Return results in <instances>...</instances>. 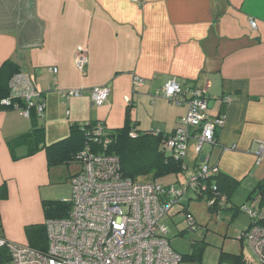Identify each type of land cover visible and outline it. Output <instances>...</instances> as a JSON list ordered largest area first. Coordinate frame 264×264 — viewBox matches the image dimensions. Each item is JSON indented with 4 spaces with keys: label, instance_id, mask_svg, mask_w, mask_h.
<instances>
[{
    "label": "crops",
    "instance_id": "0c3cea01",
    "mask_svg": "<svg viewBox=\"0 0 264 264\" xmlns=\"http://www.w3.org/2000/svg\"><path fill=\"white\" fill-rule=\"evenodd\" d=\"M79 47L87 55L83 71L74 64ZM8 60L30 77L44 112L34 120L14 107L0 108V235L6 239L27 244L21 226L45 220L39 216L42 200H50L44 189L58 166L48 165L45 144L88 120L172 133L187 106L156 94L171 79L206 91L209 118L224 115L214 143L202 153L237 182L229 198L242 184L264 180V156L258 160L264 143V0H20L19 13L17 0H0V66ZM134 75L144 79L142 86L133 87ZM101 85L110 93L95 106L89 91ZM68 89L82 93L65 100L58 90ZM34 122L42 139L16 143ZM61 131L64 136L46 141ZM196 161L190 140L180 181Z\"/></svg>",
    "mask_w": 264,
    "mask_h": 264
},
{
    "label": "built area",
    "instance_id": "2783aa9c",
    "mask_svg": "<svg viewBox=\"0 0 264 264\" xmlns=\"http://www.w3.org/2000/svg\"><path fill=\"white\" fill-rule=\"evenodd\" d=\"M137 1V0H134ZM252 28L256 23L250 20ZM74 64L83 71L87 64L84 48L74 54ZM56 68H49L53 74ZM144 79L134 75L133 87L143 85ZM9 96L0 102L19 109L29 117V107L43 116L44 102L41 93L34 87L30 77L16 73L9 81ZM67 100L81 95V89L58 90ZM110 90L106 85L94 86L89 91L91 102L102 106ZM175 104L185 103L187 110L179 118L171 135L164 140V147L176 159L187 155L190 140L199 157L200 169L191 173L181 183L168 185L156 181H138L124 177L120 172L119 158L113 154L80 151L77 161L80 169L70 176L71 196L69 211L65 217L45 221L47 246L38 250L24 243L0 237V247L6 252L0 264H181L182 256L171 246L168 229L163 217L188 191L193 193L199 175L217 171L209 164V157L202 153L204 144L215 141V130L222 126L224 115L207 116L208 98L204 89H184L176 79L167 81L156 91ZM27 103L21 107L12 100ZM129 101L127 98L125 99ZM134 135V132H130ZM97 138H95L96 140ZM203 158L200 160V155ZM258 160L264 156V143L260 144ZM183 168H187L183 164ZM214 189V187H213ZM201 190H206L205 186ZM214 197L207 199L214 203ZM250 219L238 239H244L253 249L258 262L264 264V206L252 198L239 207ZM189 226L193 217H186Z\"/></svg>",
    "mask_w": 264,
    "mask_h": 264
},
{
    "label": "trees",
    "instance_id": "16d2710c",
    "mask_svg": "<svg viewBox=\"0 0 264 264\" xmlns=\"http://www.w3.org/2000/svg\"><path fill=\"white\" fill-rule=\"evenodd\" d=\"M19 72L18 66L12 61L8 60L1 64L0 101L9 96V81L14 74ZM15 102L19 103L21 107L27 106V103L20 99L12 100L11 105ZM2 107L9 106L3 105L0 102V108ZM29 118H33L34 120L41 118V116L36 114L33 106L29 107ZM41 130L42 128L38 127L34 122V127L30 132L18 135L14 141L16 143L30 142V140L35 142L39 141L42 139L40 137ZM131 131L135 134L131 135ZM171 134H163L155 128L144 131L131 129V126L127 122L119 128H107L101 121L88 120L82 124L73 123L70 126L68 136L50 144H45L44 149L48 165L50 166L69 164L73 160L78 162L76 157L79 152L88 149L93 153L116 155L119 158L121 175L132 180L149 178L150 181H155L158 178L173 174L176 176V181L173 183H181L185 179L180 181L177 176L183 174L186 170V168H183V164L186 165L185 158L176 159L173 153L167 151L164 147V140ZM95 138L97 139L95 140ZM77 144L79 145L78 148L75 147ZM200 165V162L196 161L189 175L191 173H197ZM211 166L215 167V165ZM236 184L237 182L234 179L219 172L217 168L216 172L198 176V182L196 184L198 187L194 189V192L199 197H204L206 202L210 197H214L213 204L210 205L207 203L209 209L216 212L228 211L235 214L239 211L240 205L232 206L228 203V200H230L228 192ZM202 186L206 188L203 192L201 190ZM2 196L3 189L0 188V197ZM252 198L264 206V180L258 181L253 186L248 194V200ZM41 205L45 218L44 222L27 226L25 228V235L29 246L38 250H45L47 246L45 221L51 218L65 217L69 211L70 204L65 200H42ZM185 213L186 217H192L189 212L185 211ZM0 237L3 236L0 235ZM192 249V252L189 254H181V264L185 261L199 259V248ZM6 256L4 248L0 247V259H5ZM225 258L230 259L233 264H247L237 256L229 255Z\"/></svg>",
    "mask_w": 264,
    "mask_h": 264
},
{
    "label": "rangeland",
    "instance_id": "374dc122",
    "mask_svg": "<svg viewBox=\"0 0 264 264\" xmlns=\"http://www.w3.org/2000/svg\"><path fill=\"white\" fill-rule=\"evenodd\" d=\"M59 134H48L46 141L58 139L59 137L56 136H64L65 131H61ZM205 146L206 144L203 149ZM55 169L52 183L44 190L47 191L50 200L68 201L71 196L70 175L80 169V164L73 160L69 164L58 165ZM138 181H150V179L139 178ZM175 181L176 176L173 174L157 179V182L163 185ZM247 184H242L236 189L233 197L228 200L230 205L238 206L249 201L248 194L253 187ZM185 211L189 212L194 219L192 226L188 224ZM42 214L41 212L39 216ZM18 218L20 215L17 219L13 217L8 221L15 219L14 223H17ZM163 222L167 226L168 238L175 251L180 254H189L192 252V248L200 250L199 259L185 261L183 264H233L230 259L225 258L229 255L237 256L247 264H259L256 254L248 243L244 239H238L239 233L250 224V219L244 212L237 211L235 214L228 211L216 212L208 208L204 197H199L196 193L188 191L183 195L181 203L172 205L163 217ZM1 224L0 216V234L2 233ZM27 226H21V233L25 234ZM16 228L15 231L19 232L20 228Z\"/></svg>",
    "mask_w": 264,
    "mask_h": 264
},
{
    "label": "water",
    "instance_id": "95a60500",
    "mask_svg": "<svg viewBox=\"0 0 264 264\" xmlns=\"http://www.w3.org/2000/svg\"><path fill=\"white\" fill-rule=\"evenodd\" d=\"M19 5H20V0H17V9H18V13H19ZM17 21H18V17H17ZM211 103L208 102V107H210ZM203 158V154L200 155V160Z\"/></svg>",
    "mask_w": 264,
    "mask_h": 264
}]
</instances>
